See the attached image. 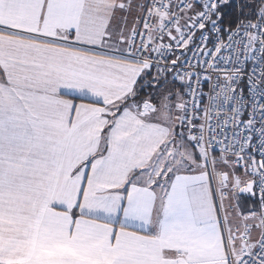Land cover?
<instances>
[{
    "label": "snow or ice",
    "instance_id": "snow-or-ice-1",
    "mask_svg": "<svg viewBox=\"0 0 264 264\" xmlns=\"http://www.w3.org/2000/svg\"><path fill=\"white\" fill-rule=\"evenodd\" d=\"M0 264H264V0H0Z\"/></svg>",
    "mask_w": 264,
    "mask_h": 264
}]
</instances>
